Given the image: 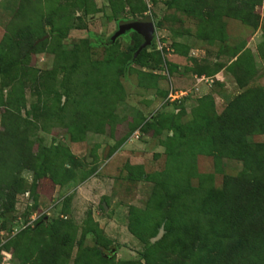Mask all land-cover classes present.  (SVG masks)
<instances>
[{
  "label": "rangeland",
  "instance_id": "rangeland-1",
  "mask_svg": "<svg viewBox=\"0 0 264 264\" xmlns=\"http://www.w3.org/2000/svg\"><path fill=\"white\" fill-rule=\"evenodd\" d=\"M147 16L154 38L137 63L128 60L139 42L133 33L106 45L119 21ZM25 32L35 54L18 45ZM1 46L19 60V81L10 82L0 62V104L22 87L25 146L40 158L0 165L1 186L21 185L0 218V264H32L38 250L55 248L44 226L21 238L40 219L72 237L60 264H101L94 246L107 264L178 263L177 232L163 230L148 246L163 218L156 203H171L175 220L195 217L200 186L221 190L244 165L188 149L176 128L202 103L212 99L210 112L219 115L242 93L264 88V0H0ZM6 127L0 107V132ZM240 141L264 143V135ZM190 167L200 178L188 177ZM187 187L198 195L186 197Z\"/></svg>",
  "mask_w": 264,
  "mask_h": 264
},
{
  "label": "trees",
  "instance_id": "trees-1",
  "mask_svg": "<svg viewBox=\"0 0 264 264\" xmlns=\"http://www.w3.org/2000/svg\"><path fill=\"white\" fill-rule=\"evenodd\" d=\"M141 9L138 8V12H141ZM130 33L139 38V42L130 48L128 60L130 63H137L146 49L132 60L142 40L136 33ZM19 40L18 45L24 46L30 54L36 53L29 32L19 36ZM114 43L109 39L106 45L112 47ZM2 49L1 46L0 53ZM16 56H21L19 51ZM2 61L6 67L2 71L6 78L10 82L17 80L19 77L13 68L19 64L17 63L19 60L14 62L9 55L1 53L0 62ZM13 95L17 96L13 98L12 93L8 94L6 101L0 104L5 110L7 124L6 130L0 132V165L4 166L9 163L18 164L17 157H21V164L24 165L40 158V154L33 156L25 146L28 131L26 121L20 117L21 107L25 102L22 87L17 90V94L13 91ZM209 107H213L212 99L210 103L205 102L199 106L193 120L187 126H177L179 135L177 141H185L188 149L196 148L200 152L239 160L244 165L243 170L235 178H225L221 190L210 187L202 191L201 185V192L205 193H202L203 196L201 195L199 201L196 199L198 205L193 207L195 217L181 216L175 220L170 213L173 207L171 203H165L162 197L158 199L155 208L162 211L163 218L149 234L148 246L152 247L162 240L150 242L160 227L167 232V235L176 236L177 232L180 239L178 255L181 260L178 263L176 261L175 264H264V246L260 244L262 240L264 241V143L240 141L241 137L264 135V88L242 93L219 115L210 112ZM47 159L48 156L43 160ZM191 169L190 167V171H186L188 177L191 175V178H200V175L195 174ZM3 174L0 173V179L5 180L2 178L5 177ZM205 178L210 181L212 177ZM20 189L21 185L17 179L12 180L10 184L0 185V218L11 210ZM192 194L198 195L197 189L187 187L186 197H193ZM174 208L177 209V204ZM184 210L186 211L187 208ZM47 221L40 219L41 224L35 232L26 230L21 235L24 239L28 233L41 235L42 226L49 231V244H53L55 248L52 249L51 245L40 250L37 248L38 259L32 264H60V254H66L70 250L72 242L70 234L60 231L57 228L59 225L57 221ZM162 223H164L163 227H161ZM87 233L89 231H85L83 236ZM92 235L95 243L98 244V237ZM182 235H186L187 238ZM92 252L101 264L109 262L110 257L103 255L96 246L93 247ZM85 261L91 264L89 259L86 258ZM147 264L150 263L147 261Z\"/></svg>",
  "mask_w": 264,
  "mask_h": 264
},
{
  "label": "water",
  "instance_id": "water-1",
  "mask_svg": "<svg viewBox=\"0 0 264 264\" xmlns=\"http://www.w3.org/2000/svg\"><path fill=\"white\" fill-rule=\"evenodd\" d=\"M129 32L136 33L138 36H140L142 40V43L133 54L132 60H134L140 54L141 51L149 48L152 45L155 28L151 17L147 16L143 19H131V20L120 21L117 25V30L110 37V42L111 43L115 42L116 39L125 36ZM162 235H163V229L160 228L157 236L152 238L150 242L154 243L160 240Z\"/></svg>",
  "mask_w": 264,
  "mask_h": 264
}]
</instances>
